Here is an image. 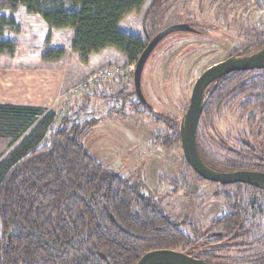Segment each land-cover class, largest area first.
Segmentation results:
<instances>
[{"label": "trees", "instance_id": "trees-1", "mask_svg": "<svg viewBox=\"0 0 264 264\" xmlns=\"http://www.w3.org/2000/svg\"><path fill=\"white\" fill-rule=\"evenodd\" d=\"M147 1L0 0V58L15 55L22 32L4 12L24 8L51 30H72L70 49L81 63L114 49L135 65L147 43L120 25L140 13ZM67 54L65 48L50 46L49 37L41 59L57 63ZM208 89L200 123L209 122L217 105L231 95L247 98L242 107L252 112L251 120L264 116V69L223 76ZM70 112L56 125L53 111L0 104V142L8 140L10 148L0 159V264H137L158 249L202 259L220 248L264 247V198L259 195L264 188L221 185L226 210L211 223V232L201 234L190 225L187 233L142 184L89 155L82 137L97 121L80 123L74 114L68 117ZM180 126L157 134L156 140L165 147L181 144ZM242 145L229 151L222 172H264V152ZM197 147L205 163L217 170L205 159L198 132ZM253 264H264V255Z\"/></svg>", "mask_w": 264, "mask_h": 264}, {"label": "rangeland", "instance_id": "rangeland-1", "mask_svg": "<svg viewBox=\"0 0 264 264\" xmlns=\"http://www.w3.org/2000/svg\"><path fill=\"white\" fill-rule=\"evenodd\" d=\"M4 14L16 17L22 32L15 55L0 58V104L47 105L45 109L56 115V125L69 110L68 117L74 114L80 123L97 121L82 137L92 158L142 184L185 232H191L190 225L201 234L211 232V223L226 210L221 184L200 180L188 166L181 144L165 147L156 140L157 134L181 124L193 86L204 71L264 47V0H163L158 4L148 0L140 13L126 18L120 29L143 38L147 46L168 27L187 24L192 29L168 35L151 53L141 82L144 104L135 91L136 64L129 65L116 50L93 55L83 64L67 49L70 31H52L24 9ZM49 37L50 46L68 50L63 61H42ZM106 72L113 76L107 77ZM59 75L65 79L61 90ZM246 101L229 96L206 119L208 124L199 125L200 147L217 170H227L229 151L241 149L244 142L264 152V116L257 114L251 120L252 112L243 111ZM9 151V141L0 142V159ZM259 195L263 201L264 191ZM263 255L264 247H234L220 248L202 259L213 264H253Z\"/></svg>", "mask_w": 264, "mask_h": 264}, {"label": "water", "instance_id": "water-1", "mask_svg": "<svg viewBox=\"0 0 264 264\" xmlns=\"http://www.w3.org/2000/svg\"><path fill=\"white\" fill-rule=\"evenodd\" d=\"M187 24L168 27L156 35L145 48L136 64L134 86L137 96L145 102L141 82L144 67L157 45L168 35L175 32H190ZM264 69V48L252 55L236 56L219 62L197 79L193 86L190 103L180 126L181 146L189 167L203 180L221 185L247 184L264 188V172L235 171L222 172L209 167L197 147V132L203 110L204 94L208 87L219 78L235 73ZM137 264H211L203 259L189 256L181 251L158 249L152 250L141 257Z\"/></svg>", "mask_w": 264, "mask_h": 264}, {"label": "crops", "instance_id": "crops-1", "mask_svg": "<svg viewBox=\"0 0 264 264\" xmlns=\"http://www.w3.org/2000/svg\"><path fill=\"white\" fill-rule=\"evenodd\" d=\"M22 9H24V8H21V9H19V10H22ZM18 10V11H19ZM25 10V9H24ZM17 11V12H18ZM26 12V11H25ZM27 13V12H26ZM29 15V14H28ZM29 16H34V15H29ZM39 17V16H38ZM15 18V20L17 21V18L16 17H14ZM42 22L45 24V22L42 20ZM46 25V24H45ZM50 29V28H49ZM53 31V30H52ZM55 31V30H54ZM57 31H70L71 32V34H72V41H73V37H74V32L72 31V30H57ZM71 46H72V42H71V45H70V48H71ZM61 48H63V47H61ZM65 48V47H64ZM70 48H67L70 52H71V49ZM108 50V49H107ZM72 53V56H75L76 57V59L78 60V61H80V59H79V55L78 54H75V53H73V52H71ZM70 56V55H69ZM93 56V55H92ZM92 56L90 57V59H92ZM63 61V60H62ZM89 62H90V60H89ZM81 63V62H80ZM59 78L61 79V83H60V90H61V88H62V86H63V83L65 82V79H64V77L62 76V75H59ZM38 101H40V100H38ZM12 105H14V104H12ZM15 106H24V107H35V108H41V109H44V110H49V109H45V108H47V105H39V104H26V105H15Z\"/></svg>", "mask_w": 264, "mask_h": 264}, {"label": "built area", "instance_id": "built-area-1", "mask_svg": "<svg viewBox=\"0 0 264 264\" xmlns=\"http://www.w3.org/2000/svg\"><path fill=\"white\" fill-rule=\"evenodd\" d=\"M105 74H106L107 77H112L113 76V73L110 74V73L106 72Z\"/></svg>", "mask_w": 264, "mask_h": 264}, {"label": "flooded vegetation", "instance_id": "flooded-vegetation-1", "mask_svg": "<svg viewBox=\"0 0 264 264\" xmlns=\"http://www.w3.org/2000/svg\"><path fill=\"white\" fill-rule=\"evenodd\" d=\"M207 91V90H206ZM206 93V92H205Z\"/></svg>", "mask_w": 264, "mask_h": 264}]
</instances>
